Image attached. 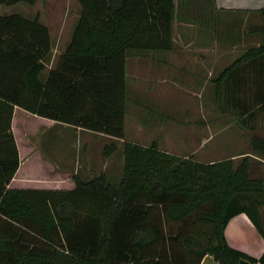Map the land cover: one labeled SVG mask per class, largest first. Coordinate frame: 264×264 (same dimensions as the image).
I'll return each mask as SVG.
<instances>
[{"label": "trees", "instance_id": "1", "mask_svg": "<svg viewBox=\"0 0 264 264\" xmlns=\"http://www.w3.org/2000/svg\"><path fill=\"white\" fill-rule=\"evenodd\" d=\"M38 0H0L4 6ZM80 17L55 68L39 16L0 14V264H264L233 249L230 221L245 214L264 238V179L251 157L200 162L157 141L126 140L128 59L174 50L175 0H77ZM264 20V9L258 11ZM264 23V21H263ZM255 32L264 37V24ZM222 111L247 124L264 111V42L216 80ZM121 142L123 176L73 177L72 190L10 189L20 168L15 108ZM264 157V138L251 142ZM118 143L104 148L109 158Z\"/></svg>", "mask_w": 264, "mask_h": 264}, {"label": "rangeland", "instance_id": "2", "mask_svg": "<svg viewBox=\"0 0 264 264\" xmlns=\"http://www.w3.org/2000/svg\"><path fill=\"white\" fill-rule=\"evenodd\" d=\"M175 1L174 50L161 55L132 52L129 56L130 103L125 138L146 145L157 141L161 150L205 163L234 159L238 164L251 157L252 176L264 179V157L254 156L251 146L255 136L264 138V111L244 124L237 111H222L216 99V80L225 67L264 42V37L255 32L263 26V18L242 14L215 16L211 14L212 0ZM80 11L77 0H38L34 6L24 3L4 6L0 14H19L32 19L39 16L52 39L49 70L56 67L70 43ZM213 65L216 66L211 70ZM38 119L29 114L18 133L20 138L29 136L26 141L36 146V134L40 130V146L48 161L60 167L69 160L75 167L84 159H93L100 173L117 182L121 180L122 175L118 179L123 171L121 142L96 135L81 139ZM114 142L119 145L118 152L105 158V146ZM31 160L29 166H32L28 168L40 172L33 165L35 160Z\"/></svg>", "mask_w": 264, "mask_h": 264}, {"label": "crops", "instance_id": "3", "mask_svg": "<svg viewBox=\"0 0 264 264\" xmlns=\"http://www.w3.org/2000/svg\"><path fill=\"white\" fill-rule=\"evenodd\" d=\"M212 2L214 8L212 9L211 14L215 16H217V14H242L245 16H255L260 15L258 11L264 9V0H212ZM211 62L213 61H210V63ZM46 66L47 69L42 75L43 81L46 80L48 75V64H46ZM214 66L216 65H213L211 67V70ZM230 66L225 67V69L229 68ZM27 116H29V113H27L21 108H15L14 118L12 122V130L15 135L16 143L19 150L20 168L17 174L15 175L14 179L12 180L11 184L9 185L10 189L72 190L75 188V183L73 181L74 176H78L82 180L89 181L92 178H95L102 174L99 172L100 168L98 167L96 161H94L93 159L88 161H85L84 159L80 164L78 162L77 166L75 167L74 165H72L73 163L69 160L64 161L60 167L57 164H53L51 161H48L45 157L46 155L42 151V147L40 146V143L42 142L40 138V130L36 134L38 138L36 146H33L31 143H28L26 141L29 136H24L23 138H20L19 136V126L21 125L22 121L27 118ZM38 120L47 125L50 124L51 127H58L61 132L63 130L70 131L74 134V136L77 135L76 137L79 136L81 139L83 136H86L91 139L94 135L108 138L104 135L95 134L80 128L77 129L69 127L67 125L56 123L54 121H50L44 118H40ZM138 144L147 146L146 144L142 143ZM86 146L87 144L84 143V148ZM31 148L33 149L30 150ZM163 151H166L172 155L180 156L168 150ZM31 159L35 160L33 161V165L39 167L40 172H37L35 169L28 168L32 166H29V164L32 163ZM121 175L123 176V171L119 175L118 179H120ZM109 178L112 181L115 180L111 176H109ZM114 182L117 181L115 180ZM225 238L230 247L240 252H243L249 255L250 257L259 259L264 254V238L258 232L249 217L245 214L238 215L230 221L225 230ZM201 264L219 263L214 259L213 256L208 255L203 259Z\"/></svg>", "mask_w": 264, "mask_h": 264}, {"label": "water", "instance_id": "4", "mask_svg": "<svg viewBox=\"0 0 264 264\" xmlns=\"http://www.w3.org/2000/svg\"><path fill=\"white\" fill-rule=\"evenodd\" d=\"M239 264H250L248 261L241 260Z\"/></svg>", "mask_w": 264, "mask_h": 264}]
</instances>
